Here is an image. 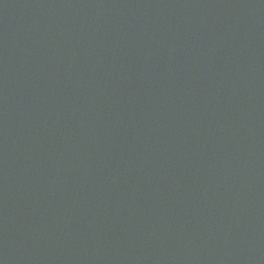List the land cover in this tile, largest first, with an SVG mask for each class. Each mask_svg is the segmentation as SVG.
<instances>
[{"label":"water","instance_id":"obj_1","mask_svg":"<svg viewBox=\"0 0 264 264\" xmlns=\"http://www.w3.org/2000/svg\"><path fill=\"white\" fill-rule=\"evenodd\" d=\"M0 264H264V0H0Z\"/></svg>","mask_w":264,"mask_h":264}]
</instances>
